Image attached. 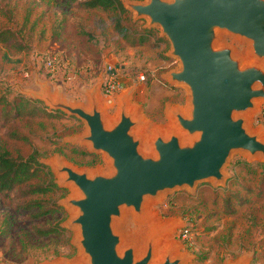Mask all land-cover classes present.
<instances>
[{"label": "rangeland", "instance_id": "obj_1", "mask_svg": "<svg viewBox=\"0 0 264 264\" xmlns=\"http://www.w3.org/2000/svg\"><path fill=\"white\" fill-rule=\"evenodd\" d=\"M77 1L0 0V25L15 28L29 46L17 50L0 42V88L8 87L34 97L27 90H40L45 83L53 95L61 93L64 100L71 99L87 107L91 103L89 91L96 88L108 120L119 115L122 100L126 99L129 109L142 114V122L136 128L144 139L142 150L153 153L151 139L156 128L167 132L173 124L169 108L189 106L188 88L171 82L166 75L180 67L179 59L169 55L171 43L159 26L153 28L161 39L154 36L149 43L132 45L113 30L109 14L99 8H82ZM131 13L139 26L149 27L147 18L136 19ZM222 42L232 44L237 54L247 55L250 50L248 39L229 33L223 35ZM51 53L65 60L56 76L43 63ZM66 59L70 69L81 70L73 79L66 80ZM111 72L117 74L124 86L108 95L103 81ZM263 102L264 98L260 99L257 109L250 112L248 125L252 130L261 128L255 117ZM47 106L63 114L26 116L0 123V140L14 152L29 155L34 148L40 151V159L49 166L58 185L45 197L56 199L63 211L35 218L38 207L20 206L29 199L19 197L21 188L0 192V264L82 261L78 258L80 228L67 225L77 210L63 203L78 190L72 183L60 181L61 175L53 169L51 161L62 156L78 168L110 170L105 152L92 151L87 141L75 140L87 132L85 122L62 109ZM262 128L264 138V125ZM12 132L22 136L14 137ZM183 136L189 140V136ZM224 171L228 174L224 184L204 180L197 182L194 190L176 188L147 198L149 221L133 210H125L123 219L115 221L117 230L127 240L124 243L146 241L152 226L171 222L172 227L159 236V250L162 253L168 245L176 244L178 253L187 254L184 264H235L243 258L246 264H264V158L235 150ZM55 223L66 231L39 236L34 228ZM184 227L191 229L188 239L181 236ZM85 262L90 264L87 258Z\"/></svg>", "mask_w": 264, "mask_h": 264}, {"label": "water", "instance_id": "obj_2", "mask_svg": "<svg viewBox=\"0 0 264 264\" xmlns=\"http://www.w3.org/2000/svg\"><path fill=\"white\" fill-rule=\"evenodd\" d=\"M123 2L136 19L147 18L149 27L159 26L168 37L169 55L179 59L180 67L166 75L189 92L187 109L169 108V130L156 128L153 153L142 150L144 139L136 131L142 114L129 109L126 99L119 115L108 120L96 88L89 91L88 107L64 100L61 93L53 95L45 83L41 90L27 92L82 119L88 130L75 140L87 141L90 150L103 151L109 159V171L78 168L62 156L51 161L60 181L78 190L63 203L77 210L67 225L80 228V254L90 264H184L187 254L178 253L176 244L158 252L159 236L173 223L156 224L146 241L125 244L115 221L123 219L125 210L149 221L147 198L167 190H194L204 180L224 184V166L235 150L264 158L263 128L248 125L250 112L264 98V0ZM225 33L248 39V54H237L232 44L223 43ZM235 264H246V258Z\"/></svg>", "mask_w": 264, "mask_h": 264}, {"label": "trees", "instance_id": "obj_3", "mask_svg": "<svg viewBox=\"0 0 264 264\" xmlns=\"http://www.w3.org/2000/svg\"><path fill=\"white\" fill-rule=\"evenodd\" d=\"M78 4L85 9L99 8L109 14L112 18L113 30L132 45L149 43L154 36L162 38L155 35L153 27L139 26L123 0H79ZM0 42L17 50H25L29 47L19 32L10 26L0 25ZM0 92V123L2 124L13 118L63 114L61 110H49L42 100L24 92H13L8 87H1ZM12 134L14 137L22 136L16 132H12ZM24 138L26 137L24 136ZM19 188H21L19 197H29L20 203V206L25 209L38 207V211L34 214L35 218L63 211L62 205L56 199L45 197V195L54 192L58 185L49 166L40 159V151L34 148L29 155H25L19 150L14 152L0 140V192H9ZM35 195L39 196L33 197ZM34 228L39 236L61 234L66 231V228L60 223L35 226Z\"/></svg>", "mask_w": 264, "mask_h": 264}, {"label": "built area", "instance_id": "obj_4", "mask_svg": "<svg viewBox=\"0 0 264 264\" xmlns=\"http://www.w3.org/2000/svg\"><path fill=\"white\" fill-rule=\"evenodd\" d=\"M44 67L45 69L53 74V76H56V73L62 68L63 65H65V60L63 57H60V55L51 53L48 54L44 60ZM66 80L67 79H73L76 74L81 70L76 69H70L69 63L66 59ZM109 68L112 69V66L110 65ZM144 77V74L141 75ZM123 82L119 79L117 74L115 72H111L110 75L103 81V88L106 94L112 95L113 93L119 91L123 87ZM255 120L261 124L264 125V102L262 103L259 112L257 113ZM191 234V229L189 227H184V229L181 232V236L184 239H188Z\"/></svg>", "mask_w": 264, "mask_h": 264}, {"label": "bare ground", "instance_id": "obj_5", "mask_svg": "<svg viewBox=\"0 0 264 264\" xmlns=\"http://www.w3.org/2000/svg\"><path fill=\"white\" fill-rule=\"evenodd\" d=\"M160 129V128H159ZM161 250H159V248H158V252H160ZM78 258H80V259H82V261L81 260H77V261H75V260H66V259H58V260H56V261H52V262H47V263H45V264H86V262H85V257L84 256H82L81 254H80V256H78ZM88 264V263H87Z\"/></svg>", "mask_w": 264, "mask_h": 264}, {"label": "crops", "instance_id": "obj_6", "mask_svg": "<svg viewBox=\"0 0 264 264\" xmlns=\"http://www.w3.org/2000/svg\"><path fill=\"white\" fill-rule=\"evenodd\" d=\"M34 90H36V89H34ZM41 90V89H40ZM85 105V104H84ZM86 106V105H85ZM261 127H262V125L261 124H259Z\"/></svg>", "mask_w": 264, "mask_h": 264}]
</instances>
